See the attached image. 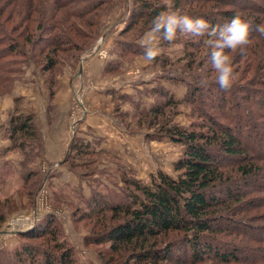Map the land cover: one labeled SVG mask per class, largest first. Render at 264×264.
<instances>
[{
    "label": "rangeland",
    "instance_id": "rangeland-1",
    "mask_svg": "<svg viewBox=\"0 0 264 264\" xmlns=\"http://www.w3.org/2000/svg\"><path fill=\"white\" fill-rule=\"evenodd\" d=\"M147 1L163 5L164 12L174 10L213 25L239 14L253 26L251 42L228 53L235 76L232 87L223 90L227 109L218 110L211 100V90L219 85L206 37L178 34L172 43L158 37L160 54L151 62L144 59L140 41L153 20L135 15L140 0H0V54L17 46V52L0 55V264H12L24 245L50 249L49 237L40 236L44 228L38 233L47 220L72 247L77 264H138L133 247L115 252L109 243L96 241L116 220L109 215L101 223V215L89 216L88 200L100 193L107 201H125L126 178L150 183L160 171L176 175L184 147L161 128H195L209 115L217 119L237 113L245 119L248 130L242 139L255 149L246 162L261 172L255 177L260 183L245 188L256 208L237 218L264 226V36L257 57L251 54L254 27L264 23V0ZM54 33L65 39L55 53L47 47ZM50 58L56 65L48 71ZM5 79L9 83H1ZM170 97L178 103L167 104ZM155 107L162 114L152 113ZM19 115L33 116L38 133L37 139L24 140L25 150L12 145L10 120ZM221 121L233 129L230 121ZM250 134L256 136L247 140ZM74 140L88 147L70 152ZM232 179L242 180L239 175ZM32 232L36 234L29 238ZM216 236L222 244L264 247L249 237ZM168 243L186 240L177 234L159 238V247ZM182 251L180 247L177 256ZM183 258L182 264L212 263ZM159 264L178 263L169 259Z\"/></svg>",
    "mask_w": 264,
    "mask_h": 264
},
{
    "label": "trees",
    "instance_id": "trees-1",
    "mask_svg": "<svg viewBox=\"0 0 264 264\" xmlns=\"http://www.w3.org/2000/svg\"><path fill=\"white\" fill-rule=\"evenodd\" d=\"M175 3H179V0H175ZM165 9L163 5L158 6L150 1L140 0L135 15L139 19L146 16L148 20H153ZM232 15L231 13V17ZM263 36L258 32L255 35L257 42L255 41L251 53L254 57L259 54L257 47L262 46ZM0 38H3L2 32ZM63 38L57 33L52 35L47 45L51 52L61 50L62 42L65 41ZM16 47L11 44L8 50H2L0 55L6 56L7 51L9 54L17 52ZM55 65L50 58L45 70L50 71ZM1 83L7 84L9 80L5 79ZM215 90L212 89L210 93L213 94L211 100L215 104L214 107L218 110L227 109L228 102L225 98L227 91H223L219 86H215ZM168 102L169 105L178 103L173 97H170ZM152 113L160 115L162 109L155 107ZM221 120L230 121L233 129L227 128ZM244 120L243 116L237 113L231 117L224 115L217 119L209 115L195 128L178 125L162 127L161 130L166 137L184 147L183 155L174 166L176 175L160 171L151 177L150 183L126 178L125 201H107V197L100 193L90 197L88 204L92 211L89 216L101 215L102 219L98 218L101 223L108 222L109 215L112 221L116 220L107 226L104 233L96 236V241L101 244L109 243L115 252L133 247L135 252L132 258L138 264H159L169 259H172L173 263L182 264L185 263L182 261L185 259L183 257L188 256L189 262L196 263L210 261L211 264H264V247L238 246L235 242L222 244L216 236L221 234L249 237L252 242L264 246V235H260L264 233L261 230H264V226L249 225L247 223L249 218H237L244 210L256 208L250 199H247L251 193L245 188L257 186L260 181H256L255 177L261 172L257 165L246 162L255 149L246 145L242 139L248 130L247 125L243 124ZM248 122L250 124L252 121ZM10 125L13 148L25 150L24 140H34L38 137L34 117L31 115L14 116L10 120ZM17 136L23 137V141L16 140ZM249 136L247 140L255 138L256 135ZM85 147H88V144L81 143V146H78V142L74 140L70 152L76 149L82 152ZM227 170L239 175L241 182L236 183V180L232 179L235 175L229 176ZM222 220L228 224H218ZM38 229V233L43 229L40 236L47 235L53 246L41 250L32 245H24L20 251H16L12 264H77L72 247L62 240L61 232L52 220H47L46 224ZM30 234L29 238L34 237L36 233ZM170 234L183 236L186 243L179 245L168 243L164 247H159V238ZM211 236L214 238H208ZM180 247L183 251L177 256Z\"/></svg>",
    "mask_w": 264,
    "mask_h": 264
},
{
    "label": "clouds",
    "instance_id": "clouds-1",
    "mask_svg": "<svg viewBox=\"0 0 264 264\" xmlns=\"http://www.w3.org/2000/svg\"><path fill=\"white\" fill-rule=\"evenodd\" d=\"M252 27L239 14L233 15L227 23L212 25L203 18H192L173 10L161 12L154 17L152 27L144 34L140 43L144 48V59L151 62L160 54L158 37L169 43L175 41L178 34L206 37L203 42L212 50L210 62L217 74L216 82L222 90H228L232 87L235 76L228 53L243 49L251 42L249 35ZM254 30L264 35V23L255 25Z\"/></svg>",
    "mask_w": 264,
    "mask_h": 264
},
{
    "label": "built area",
    "instance_id": "built-area-1",
    "mask_svg": "<svg viewBox=\"0 0 264 264\" xmlns=\"http://www.w3.org/2000/svg\"><path fill=\"white\" fill-rule=\"evenodd\" d=\"M13 232H6L5 234H12ZM16 233V232H15Z\"/></svg>",
    "mask_w": 264,
    "mask_h": 264
},
{
    "label": "crops",
    "instance_id": "crops-1",
    "mask_svg": "<svg viewBox=\"0 0 264 264\" xmlns=\"http://www.w3.org/2000/svg\"><path fill=\"white\" fill-rule=\"evenodd\" d=\"M73 89H74V88L71 89V93H72V94H73ZM72 94H71V96H72Z\"/></svg>",
    "mask_w": 264,
    "mask_h": 264
}]
</instances>
